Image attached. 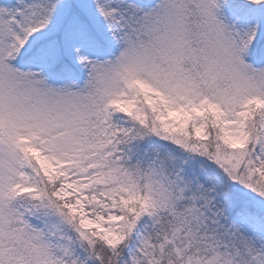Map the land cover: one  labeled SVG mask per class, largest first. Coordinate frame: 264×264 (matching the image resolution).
Instances as JSON below:
<instances>
[{
	"label": "snow or ice",
	"instance_id": "6c2138e0",
	"mask_svg": "<svg viewBox=\"0 0 264 264\" xmlns=\"http://www.w3.org/2000/svg\"><path fill=\"white\" fill-rule=\"evenodd\" d=\"M0 264H264V0H0Z\"/></svg>",
	"mask_w": 264,
	"mask_h": 264
}]
</instances>
